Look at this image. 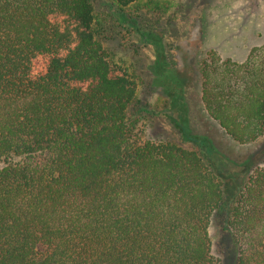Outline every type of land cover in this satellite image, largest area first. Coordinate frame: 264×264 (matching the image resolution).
Masks as SVG:
<instances>
[{"label": "trees", "instance_id": "16d2710c", "mask_svg": "<svg viewBox=\"0 0 264 264\" xmlns=\"http://www.w3.org/2000/svg\"><path fill=\"white\" fill-rule=\"evenodd\" d=\"M135 1L108 0L115 26L131 28ZM102 22L92 0H0V264H217L209 225L224 207L236 264H264V165L229 204L179 99L173 122L198 149L142 140L137 82ZM199 69L225 134L263 136L264 43L243 61L210 50Z\"/></svg>", "mask_w": 264, "mask_h": 264}, {"label": "rangeland", "instance_id": "374dc122", "mask_svg": "<svg viewBox=\"0 0 264 264\" xmlns=\"http://www.w3.org/2000/svg\"><path fill=\"white\" fill-rule=\"evenodd\" d=\"M92 2L104 22L106 52L137 82L133 112L141 139L198 149L183 139V127L173 122L179 116L178 99L186 102L189 126L205 137V148L224 180L230 204L251 171L264 165V135L239 143L225 134L202 103L199 67L210 50L243 61L251 48L264 43V0H136L124 8L131 16L128 29L114 25L108 0ZM180 88L183 96L175 98L173 91ZM225 214L224 207L212 215L211 253L217 264H236L237 249Z\"/></svg>", "mask_w": 264, "mask_h": 264}]
</instances>
